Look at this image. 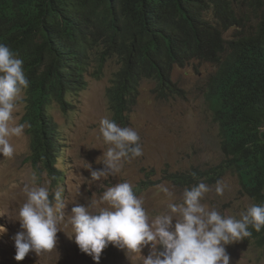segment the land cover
<instances>
[{"label": "trees", "instance_id": "1", "mask_svg": "<svg viewBox=\"0 0 264 264\" xmlns=\"http://www.w3.org/2000/svg\"><path fill=\"white\" fill-rule=\"evenodd\" d=\"M0 43L24 61L30 82L20 120L28 161L54 183L61 156L50 109L71 108L68 98L83 90L93 64L99 77L115 60L107 98L112 120L125 125L142 80L170 99L178 94L174 68L209 63L215 70L205 95L222 160L165 177L191 188L228 172L253 204L264 203V0H0ZM250 230L244 240L264 249V228Z\"/></svg>", "mask_w": 264, "mask_h": 264}, {"label": "rangeland", "instance_id": "2", "mask_svg": "<svg viewBox=\"0 0 264 264\" xmlns=\"http://www.w3.org/2000/svg\"><path fill=\"white\" fill-rule=\"evenodd\" d=\"M229 30L225 35H232ZM115 60H108L101 76L95 74L93 64L85 75L86 85L82 91L68 100L71 108L64 112L52 105L50 114L58 125L59 159L56 169L61 179L54 183L46 172H39L28 161L30 153L29 137L24 128L21 137L11 138L15 147L12 158L0 156V264H96L92 258L82 253L72 236V226L68 222L71 206L79 202L88 204L98 198L106 188L117 183L128 182L133 191L144 201V208L151 217L167 211V205L181 202L185 187L169 181L167 173H186L198 168L205 170L222 160L219 134L212 111L206 99L209 77L215 67L209 63L193 62L183 68H174L171 80L178 94L167 99L154 91L156 83L142 80L139 96L128 122L118 124L129 127L140 136L143 154L140 157L121 162V170L108 180L91 181L89 164L93 169L103 167L104 153L108 145L99 133V121L107 117L112 119L108 104L107 90L116 71ZM24 98V93H22ZM24 103H18L14 120L21 123ZM35 173L37 184L49 188L50 194L60 190L62 199L68 205L64 220L59 225L57 244L54 249L39 255L29 252L23 260L15 257L14 235L20 231L16 220L19 207L25 202L23 188ZM217 182L224 186L223 195H217ZM214 184L205 183L210 191L201 201L209 210L215 208L223 215L239 218V213L253 204L241 191L236 176L225 173ZM167 187L172 196L162 191ZM141 188V191H139ZM230 264H264V249H258L246 240L226 246ZM158 251H163L158 246ZM149 254V248L141 254L132 253L112 245L102 250L99 264H143V256Z\"/></svg>", "mask_w": 264, "mask_h": 264}, {"label": "clouds", "instance_id": "3", "mask_svg": "<svg viewBox=\"0 0 264 264\" xmlns=\"http://www.w3.org/2000/svg\"><path fill=\"white\" fill-rule=\"evenodd\" d=\"M23 64L16 53L0 43V156L7 158H12L15 152L11 138L24 134L25 124L14 120L22 93L30 86ZM99 125L100 136L108 148L103 167L93 169L89 164L91 181L114 177L120 172L122 161L143 154L135 130L121 127L107 117ZM23 191L26 200L15 220L21 230L13 237L17 261L29 252L39 255L56 247L59 225L68 209L62 192L50 194L48 187L37 184L35 173ZM162 191L172 196L167 187ZM209 191L203 182L186 188L181 202L169 203L166 212L153 218L144 208V201L135 195L132 184L117 183L88 204L76 202L71 206L68 212L71 237L96 264L109 245L139 254L148 247L143 264H230L226 246L250 237V229L259 232L264 228V203L249 205L239 213V218L226 216L215 208L209 210L201 202ZM215 192L223 195L224 186L220 182ZM158 246L163 251H158Z\"/></svg>", "mask_w": 264, "mask_h": 264}, {"label": "bare ground", "instance_id": "4", "mask_svg": "<svg viewBox=\"0 0 264 264\" xmlns=\"http://www.w3.org/2000/svg\"><path fill=\"white\" fill-rule=\"evenodd\" d=\"M54 103V102H53ZM192 170V169H191ZM229 171V170H228ZM196 173V172H195ZM201 173V172H200ZM261 180V179H260ZM206 182V181H205Z\"/></svg>", "mask_w": 264, "mask_h": 264}]
</instances>
